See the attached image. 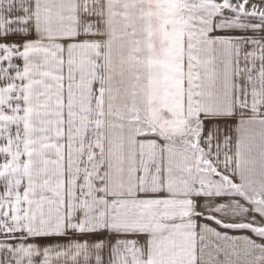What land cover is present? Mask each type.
Masks as SVG:
<instances>
[{"label": "snow or ice", "instance_id": "obj_1", "mask_svg": "<svg viewBox=\"0 0 264 264\" xmlns=\"http://www.w3.org/2000/svg\"><path fill=\"white\" fill-rule=\"evenodd\" d=\"M0 264H264V0H0Z\"/></svg>", "mask_w": 264, "mask_h": 264}]
</instances>
